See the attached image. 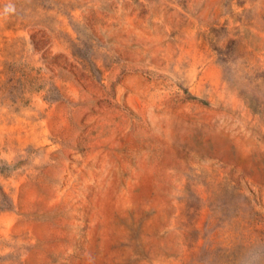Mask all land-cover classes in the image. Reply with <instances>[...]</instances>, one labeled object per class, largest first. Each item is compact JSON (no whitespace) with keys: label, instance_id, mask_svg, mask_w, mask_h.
<instances>
[{"label":"rangeland","instance_id":"374dc122","mask_svg":"<svg viewBox=\"0 0 264 264\" xmlns=\"http://www.w3.org/2000/svg\"><path fill=\"white\" fill-rule=\"evenodd\" d=\"M0 264H264V0H0Z\"/></svg>","mask_w":264,"mask_h":264},{"label":"clouds","instance_id":"9594fccd","mask_svg":"<svg viewBox=\"0 0 264 264\" xmlns=\"http://www.w3.org/2000/svg\"><path fill=\"white\" fill-rule=\"evenodd\" d=\"M4 11L6 13H14L15 12V8L13 6H9V7L5 8Z\"/></svg>","mask_w":264,"mask_h":264}]
</instances>
